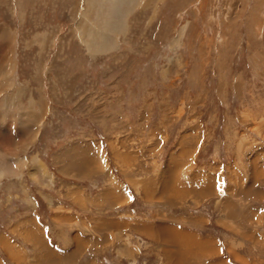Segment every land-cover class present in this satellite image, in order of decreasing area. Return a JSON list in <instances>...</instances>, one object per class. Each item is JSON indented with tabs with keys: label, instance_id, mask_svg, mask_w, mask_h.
I'll use <instances>...</instances> for the list:
<instances>
[{
	"label": "rangeland",
	"instance_id": "1",
	"mask_svg": "<svg viewBox=\"0 0 264 264\" xmlns=\"http://www.w3.org/2000/svg\"><path fill=\"white\" fill-rule=\"evenodd\" d=\"M112 4L0 0V264H264V0Z\"/></svg>",
	"mask_w": 264,
	"mask_h": 264
},
{
	"label": "crops",
	"instance_id": "2",
	"mask_svg": "<svg viewBox=\"0 0 264 264\" xmlns=\"http://www.w3.org/2000/svg\"><path fill=\"white\" fill-rule=\"evenodd\" d=\"M17 101L18 100L16 98L15 105H17L16 104ZM6 114H8V113H6ZM10 115L11 114L9 113L6 117L7 118L6 119V121H7L6 126L9 125L11 119H12V121L14 120L13 118H11ZM1 124H2V122H1ZM29 127H30L29 125L27 127H21L20 129H18L17 134L13 133L12 135H16V136H14V137H16L15 140L22 138L20 135L21 133H22L23 137L26 136L28 134V131H29L28 128ZM24 128H27V131L25 133L23 131ZM4 132H5V134L8 133L7 131H4ZM8 137H9V135H8ZM8 137H6L5 139L0 137V147L1 146H7L8 144L10 145L11 143H14V140L11 138H8ZM22 154H23V152L19 153L20 157H22ZM3 155H4V153H3ZM11 158L13 159L14 157L10 156V157H6L4 159L7 160V159H11ZM7 175H12V174L9 173ZM41 207H43V208L47 207L49 210V211L47 210V213H45L43 216L45 218V221L48 223L49 227H51L53 230L56 228L54 230V236L62 235L61 233H63L64 229H66V231H67L66 235H68V236L76 234V237L81 239V240H79V250L76 254L73 253V255H70V256L67 255V257L66 256H58L56 254H53L52 251L48 250L46 248L45 244L42 243V241L40 239L41 235L39 234V232H38L39 235L34 232L35 233L34 237L27 238L25 236V233H29V232L31 233V231H33V230L36 231L34 226L31 225L32 224L31 213L33 212V210L30 208L28 211H26V212H29V214L26 212L24 213V211H21L20 216H19L20 218L18 217V218L14 219L15 233H16L14 240L17 244L16 250L18 249V247L20 248V254L25 258L24 264H28L27 263L28 261H26L27 260L26 258H29V260H30V256H32L35 259V262L33 261L32 263H29V264H69L70 263L69 261L71 260L72 256H75L77 254L81 255V253L83 251L85 253V250L87 249L88 244L90 246V244L96 242L97 237H98L97 234L94 233L93 231L88 232V230H86L85 226L82 225L81 220L79 221V225H77V226L72 225V223L70 225H68V223H69V222L67 223L68 220L67 221L65 220V219L69 218L66 211H64V212L62 210L56 211V209H55V208H57L56 203L53 202L52 200H45V203H41V206L40 205L37 206L34 211L38 212L37 209L41 208ZM61 215L63 217H61V220H59L58 221L59 223H57V221L54 220L56 218L55 216H57V217L59 216V218H60ZM129 220H130V218L122 219V218L118 217V218H115L114 222L118 223V224L119 223L124 224L127 222V224H128ZM145 223H149V222H145ZM60 224L63 227L62 229H60ZM146 225L151 226V224H146ZM154 226H155V224H154ZM173 233L175 234V232H173ZM54 236H52L51 238H52V240L56 241L55 240L56 237H54ZM82 241H84V242H82ZM84 244H85V246H84ZM92 246H93V244H92ZM222 260H223V264H230L229 260L226 257L222 258ZM220 262H221V260H220ZM21 263L23 264V262H21Z\"/></svg>",
	"mask_w": 264,
	"mask_h": 264
},
{
	"label": "bare ground",
	"instance_id": "3",
	"mask_svg": "<svg viewBox=\"0 0 264 264\" xmlns=\"http://www.w3.org/2000/svg\"><path fill=\"white\" fill-rule=\"evenodd\" d=\"M123 5H124V0H116V2L114 0V4H112V7H113V10H115L117 12L118 10L122 9ZM119 29H120L119 27H115L114 30L116 31V30H119ZM111 32H112V29H111ZM101 41H103L102 44L104 46V50L105 51H107L108 48L111 47L112 44H113V42L111 40H108L105 37L102 38Z\"/></svg>",
	"mask_w": 264,
	"mask_h": 264
}]
</instances>
